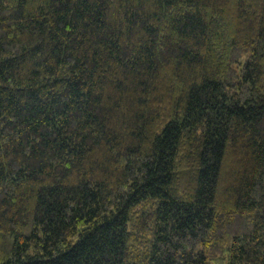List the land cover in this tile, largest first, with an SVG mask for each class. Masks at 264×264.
I'll use <instances>...</instances> for the list:
<instances>
[{"label": "trees", "instance_id": "trees-1", "mask_svg": "<svg viewBox=\"0 0 264 264\" xmlns=\"http://www.w3.org/2000/svg\"><path fill=\"white\" fill-rule=\"evenodd\" d=\"M0 264H264V0H0Z\"/></svg>", "mask_w": 264, "mask_h": 264}]
</instances>
